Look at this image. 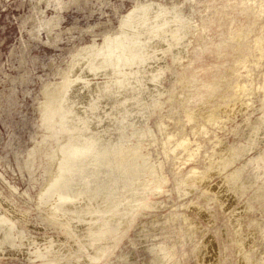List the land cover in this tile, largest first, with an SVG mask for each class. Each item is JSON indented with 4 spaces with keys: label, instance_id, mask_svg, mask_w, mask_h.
<instances>
[{
    "label": "rangeland",
    "instance_id": "rangeland-1",
    "mask_svg": "<svg viewBox=\"0 0 264 264\" xmlns=\"http://www.w3.org/2000/svg\"><path fill=\"white\" fill-rule=\"evenodd\" d=\"M263 1L0 0V213H6V216L13 218L15 225L8 226L10 223L7 222L5 223L6 226H0V241L4 242V244L2 242L3 247H0L2 248L0 264H42L44 259L32 254L37 248L43 250L44 246L49 244L48 239L53 237L52 241L57 244L65 243L69 251H72L76 245L77 249L80 248L74 254L58 258L60 261L70 260L73 264H83L86 261L87 264H220L218 262L220 258L222 264H242L245 253H249V258L246 260L248 264H262L264 255V237L261 236L264 233V124H262L264 91L260 89V86H257L259 93L250 97V104L246 109L236 110L240 113L235 111L229 117H224L218 127L215 124L210 126L211 133L197 146L194 141H192L194 144L191 142L192 148L194 150L198 148L200 151L199 158L196 156L193 159L195 162L190 160L189 164L188 160V164L185 162L183 164L172 158L167 159L169 162L165 161L158 142L147 140L142 136L137 140V137L143 132L149 133L151 131L158 135L157 124L165 117L164 120L167 121L164 124L167 131L174 132L179 127L175 122L180 120L182 122L180 127L185 129L193 138L191 130L198 126L199 117L210 114L211 111L232 101L239 95V86L246 84V80L240 77V73L242 76L245 75L244 62H250L251 69H254L253 62L259 54L254 48L253 42L257 38L264 37ZM151 6L155 7L154 10ZM136 12L141 14L138 17L143 20L138 23L127 21L128 16ZM177 18L181 22L177 21ZM184 21L186 23L190 21L187 26L193 28L194 31L191 29L192 33L189 34L188 29L185 30ZM182 27L184 28L181 29ZM111 39H116V43L119 44H126L130 41L135 43L132 56L133 61L137 64L139 62V64H134L132 70L138 71L140 74L137 73V77L124 82L126 83L125 86L118 84V87L115 83L98 86L97 83L103 82L107 77L100 74L99 77L91 76L94 78L88 79L89 85L80 81L71 85L72 87H68L69 89L67 88L65 91L62 101V107L73 110L64 121L67 123L71 118L69 124L64 126L70 128L72 125L70 129L75 131L74 137L77 133L76 128L80 126L84 127L80 130L84 131V134H91L92 136L95 134L93 136L95 139L93 153L89 154L91 159L88 157L84 160L72 161L74 165L76 162L78 163L75 166L71 164L72 167L69 164L66 165L68 172L65 174H67L68 179L72 180L73 185L71 182L68 183L70 191L67 190L65 194L74 197L79 191L76 187H81L83 191L87 188L85 191L87 195L84 194V200L97 190L98 192L95 191V195L90 198H93L92 200L97 204L99 202L98 205L101 206H108L110 202L119 198L122 204L128 201L123 206L110 208L105 214L109 216L117 209L121 219H126L132 213L127 211V205L132 206L135 201L138 203L129 223H124L125 226L122 224L121 230L118 229L115 232L109 229L110 235L96 241L92 248V246L87 247L88 245H86L88 244L86 242L87 235L104 230L93 227L98 219L89 221L74 218V220L67 221L63 219L62 214L55 213L54 216L59 220L52 222L48 219L46 210L44 213L43 209H39L41 206L36 205V200L53 175L59 141L61 142L67 137V132L59 124L58 117L51 115L52 101L54 100V90L51 87L70 79L72 71L76 68L78 70L85 69V65H81L83 61H80L87 57V52L102 49ZM137 39L139 41H136ZM178 46L181 49L185 48L180 51ZM131 51L125 53L130 55ZM262 59L261 69L254 72L256 85L264 77V57ZM147 71L149 74L146 73ZM159 71L165 72V74ZM144 76H148V80ZM132 80L135 81L132 82ZM156 85L162 86V88ZM121 86L123 88H120ZM127 86L129 89L131 88V91H138V93L134 94L133 91H128ZM139 87L143 91V96ZM139 95L141 97H138ZM151 95H153L152 100ZM154 96H156L155 98L159 97V106L150 113L147 105H152L155 100ZM74 97L75 99H73ZM136 97L139 100L142 99L141 102ZM132 100L130 106L129 103ZM79 102L88 109L83 110ZM138 106L141 110L138 109ZM144 109L145 112L142 111ZM73 113L75 114L74 117L72 116ZM79 116L81 119L77 121ZM192 116H196L197 120L190 124L188 121ZM82 118L84 120L87 118L86 122ZM81 122H84L85 126ZM97 124L99 125L96 126ZM174 125L177 128H174ZM94 127L98 128L94 129ZM76 138L80 140V136ZM129 140L132 141L131 144ZM139 141H142V149L139 150L140 152L137 150V154L129 152L130 150L127 148L125 149L129 146L133 148V145H135L134 148H137ZM224 146L234 151L228 153L223 150ZM66 147H64L65 151H68ZM149 147L154 148L150 149ZM123 148L125 153L132 155L130 160L128 159L129 161H119L121 157L119 152ZM114 155L115 157H113ZM214 156L218 157L212 158ZM171 160L174 164L171 163L170 165ZM160 161H163V172H165L163 173L165 182L162 183L161 190L157 187L153 189V185H147L145 186L147 188H144L141 183L146 178H151L149 174V171H152L151 166ZM80 162L81 168H79ZM83 162L87 165L84 166ZM167 163L169 165H166ZM88 166L95 172H92L91 169H88L89 172H87ZM69 167L73 172H69ZM194 169L199 170L200 178L204 179V182H197L191 186L189 184L179 189L176 186L177 182L187 180ZM82 172L92 173L88 176ZM97 172L101 175L99 176ZM175 172L177 175H174ZM92 174H94V178L91 176ZM133 174L135 178L139 177L137 181L135 180L131 184L134 186H128L130 189L126 187V189L121 190L122 193L126 192L118 194V187L127 183ZM75 175L76 178H74ZM128 175L130 176L128 177ZM148 175L150 176L148 177ZM80 176L87 180L82 179V183ZM75 179H80V181L77 180V183ZM88 180L90 181L88 182ZM224 180L225 182H223ZM205 182L206 184H204ZM225 185L226 187H224ZM81 188L80 191H82ZM90 188L93 192L89 190ZM209 188L219 192V195H223H220L226 203L223 208L220 207L216 198L208 192ZM75 189L77 192L74 193ZM136 195H138L137 197L145 196L143 199L137 198L139 201L136 199ZM158 195L160 196L158 197ZM130 197H133L134 200L133 198L132 201L129 200ZM143 205H148V209L145 207L141 210ZM197 205L203 209L198 210L195 214L193 208H197ZM3 209H6L5 212ZM121 209L127 212L124 213V210ZM12 210L18 213L16 214ZM109 212L111 213L109 214ZM247 212L248 214H245ZM241 213L245 214L244 223L234 229L231 218L235 214L240 215ZM191 214L194 222L187 223L186 220L191 219ZM21 215L24 216L21 217ZM48 221L52 223L49 224ZM251 221H253L252 224ZM55 223L56 225H54ZM75 224L77 229L74 228ZM84 225L86 226L84 227ZM54 226H56L55 230ZM58 226L59 228L64 226V228L59 230ZM80 226L83 228L79 229ZM63 230L67 231L63 232ZM78 230L82 232L76 233ZM251 230L258 231L257 236H251ZM124 231L126 232L123 233ZM12 236L13 239H17L14 240L15 244L9 243ZM116 237L117 241L109 253L99 260L91 259V253L97 246ZM209 238L211 239L209 240ZM83 239L84 243L81 242ZM26 242L29 244L28 246ZM69 244L71 247H68ZM203 245L206 248H202ZM11 246H16L17 251L15 252L16 249L14 247L15 250L12 249ZM219 247L224 248L221 254H218V251L220 253ZM7 250L10 254L7 253ZM238 250L242 253L239 252L238 254ZM78 252L81 254L79 255ZM35 259L36 261H34ZM78 259L80 262L77 263L76 260L79 261ZM216 261L218 263H215Z\"/></svg>",
    "mask_w": 264,
    "mask_h": 264
},
{
    "label": "bare ground",
    "instance_id": "bare-ground-1",
    "mask_svg": "<svg viewBox=\"0 0 264 264\" xmlns=\"http://www.w3.org/2000/svg\"><path fill=\"white\" fill-rule=\"evenodd\" d=\"M264 2V1H263ZM264 4V3H263ZM154 5V4H153ZM152 5V6H153ZM262 5V4H261ZM260 5V6H261ZM151 6V7H152ZM153 8H155V7H152V9ZM163 8V7H162ZM262 8V7H261ZM149 9H150V7H149ZM161 9V8H160ZM154 10V9H153ZM159 10V9H158ZM166 10V9H165ZM161 11V10H160ZM164 11V10H163ZM161 13V12H160ZM163 13V12H162ZM144 14H145V12H144ZM144 14H143V16H144ZM149 14V13H148ZM138 15H139V12H136V13H131L129 16H128V19H127V21H129V22H134V23H138V22H141L143 19L141 18H139L138 17ZM146 15V14H145ZM139 16H141V14L139 15ZM147 16V15H146ZM145 16V17H146ZM181 16V15H180ZM180 16H179V18H180ZM182 17H183V15H182ZM188 18V17H187ZM188 20V19H187ZM177 21H180L181 22V20L180 19H178L177 18ZM173 22H175V21H173ZM179 22V23H180ZM183 22V21H182ZM185 22V21H184ZM190 21H187V23L185 22V25H186V27H185V30L186 29H188L187 31H188V33L190 34V33H192V31H191V29L193 30V28L192 27H188L187 26V24L189 23ZM178 23V22H177ZM164 25V24H163ZM162 25V26H163ZM177 25V24H176ZM184 25V26H185ZM175 26V25H174ZM178 27V26H177ZM181 27V26H180ZM184 27H182L181 29H183ZM194 31V30H193ZM184 40V39H183ZM136 41H139V39H137ZM132 41H130L129 43H124V44H119V43H116V39H111L108 43H106L104 46H103V48L102 49H99V50H94V52H87L88 53V55H87V57L86 58H84V59H81V61L80 62H82L83 61V64H81L82 66H84L85 67V69H83L82 70V68L81 69H75V70H73L72 71V74L70 75V79H68V80H66V82H64V83H59V84H55L54 86H52L51 88L54 90V95H53V98H54V100L52 101V112H51V115H52V117H58V122H59V124L60 125H62L64 128H65V130H66V132H67V137L63 140V141H59V144H58V148H57V150H56V156H55V169H54V172H53V175H52V177L50 178V180H49V183L47 184V186L41 191V193L39 194V196H38V199L36 200L37 202H36V205H40L41 206V208H39V209H43V212L45 213V211L44 210H46V213H47V216H48V219L49 220H51L52 222H54L55 220H59V218H57L56 216H54L55 215V213H60V214H62L63 216H64V218L63 219H66L67 221H69V220H71V219H73L74 220V218L75 219H87V220H89V221H92V220H96V219H98L97 220V223L93 226V227H96V228H98V229H104V230H101V231H99V232H96V233H90V234H88L87 235V238H86V242H88V244H86V245H88L87 247H90V246H92V248L94 247V243L96 242V241H100V240H102L101 238H106V237H108V235H110L109 233H110V230L112 229V231L114 230V232L115 231H117L118 229H120V226L122 225V224H124V223H129V221H130V217L131 216H133V211H134V209L137 207V201H135V203H134V205H127V207L126 208H128L127 209V211L128 212H132L131 214H130V216H128L126 219H121V217H120V215L118 214V212H117V209L116 210H112L113 212L111 213V212H109V216L108 215H105L106 214V212H108V210H110V208H114V206H115V208H116V206H119V205H124V204H127L128 203V201L126 202V203H124V204H122V203H120V198L118 199V200H113L112 202H110L109 204H108V206L107 205H104L105 206V208H104V206H101V205H98L99 204V202H98V204H97V202H94L90 197L91 196H93V195H95V191L96 192H98L97 190H95L94 191V193H93V195H91V193L93 192V190L95 189L94 187H93V190H91L92 188H90L89 190H91L89 193H90V195L91 196H89L88 198L86 197V199L84 200L83 199V197H84V194H85V191H86V189H85V191H83V189H82V191H80V188H78V187H76L77 189H79V191H78V194H75V196L74 197H70V196H68L67 194H65V193H67V190H69L68 189V183L69 182H71L72 180H70V179H68L67 178V174H65V172H68V170H67V167L68 166H66L67 164H69V165H71V164H73L72 163V161H77V160H84L85 158H90V156L91 155H89L90 153H93V149H94V146H95V139L93 138V136H95V134L92 136L90 133V135H87V134H84V131H80V130H82L83 128L80 126L79 128H76L77 129V133L79 134H75V137H74V133H75V131L74 130H72V129H70L71 128V126H70V128H69V126H64L65 124H67L68 122H70V120H71V118L69 119V121L66 123H64V121L66 120V118H67V116H68V114H70L73 110L72 109H70V108H65V107H62V101H63V95H65L64 93H65V91H67V88L68 87H70L71 85H73V84H75V83H79L80 81H81V83L83 82V83H85L86 85H89L90 84V81L88 80L89 78H94V77H91V76H98L99 74L100 75H105L106 77H107V79L106 80H104L103 82H101V83H97V85L98 86H107L109 83H115L116 85H117V87H118V84H123L124 86H125V84L126 83H124V82H126L128 79H131V78H135V77H137L136 75H137V73H139L138 71H133L132 70V66L134 65V64H137L135 61H133V56H132V52H133V48H134V50H135V43H131ZM143 42V41H142ZM145 42V41H144ZM184 42V41H183ZM187 42V41H186ZM185 42V43H186ZM189 42H191V41H189ZM184 44V43H183ZM182 44V45H183ZM134 45V46H133ZM138 46V44L136 45V47ZM189 46H191V45H189ZM253 46H254V48L256 49V51H257V53L259 54V56L256 58V60L253 62L254 63V69H251V67H250V62H248V61H245L244 62V66H243V68L245 69V75H243L242 76V73H240V77L242 78V79H245L246 80V84H244V85H242V86H239V95H237L235 98H233V100L232 101H229V102H227L226 104H224L223 106H221V107H219V108H217L216 110H213V111H211L210 112V114H207V115H202L201 117H199V120L197 121L198 122V126L194 129H192L191 130V132H193V138H191V135L187 132V131H185V129H183L182 127H180V125H181V121L180 120H178L177 122H175V124L176 125H179V127L177 128V126L175 127V125H174V128H177L174 132L172 131V132H169V131H167V129H166V125L164 124V122H166L165 120H164V115H163V120H160L159 122H158V124H157V127H158V132H159V136L158 135H156V132H152L150 129H148V130H150L151 132H149V133H145V132H143V133H141L140 135H138V137H137V140L140 138V136H142V137H144V138H146L147 140L149 139V140H153L154 142H158L159 143V145H160V147L159 148H161V150H162V153H163V155H164V158L163 159H165V161L167 160V159H177L176 161L177 162H180V163H183V164H185V163H187V161L189 160V164H190V160H192L193 161V159H195L196 158V156L199 158V149L198 148H196L197 150H194V148H192V144H191V142L192 141H194L195 142V144H196V146L203 140V139H205V137H207L210 133H211V130L209 129V127L210 126H212L213 124H215V125H217V127H218V125L220 124V123H222V121H223V118L224 117H229L230 116V114H233L232 112H235L236 110H240V109H242L243 110V108H245L246 109V107H248L249 106V104H250V97L253 95V94H255V93H259L258 91H257V86H260V89H262L263 91H264V77L262 78V81L260 82V83H258L257 85H256V82H255V77H254V72H255V70H259V69H261V67H262V58L264 57V37H260V38H257V39H255L254 40V42H253ZM179 47V46H178ZM187 47H188V45H187ZM186 47V48H187ZM180 48V51L181 50H183L184 48H182L181 49V47H179ZM189 48V47H188ZM132 50V51H131ZM186 50V49H185ZM130 52L131 51V53H130V55H127L125 52ZM154 59V58H153ZM152 62V61H151ZM138 64H139V62H138ZM137 64V65H138ZM147 64V63H146ZM144 66H146V65H144ZM79 68H80V66H78ZM83 67V68H84ZM152 68V67H151ZM243 69V70H244ZM81 70V71H80ZM127 70H129V72H127ZM146 70V69H145ZM157 70H158V68H157ZM162 70V69H161ZM164 71V70H163ZM166 71V70H165ZM149 72H152V71H150L149 70ZM158 72V71H157ZM159 72H161V73H163L162 71H159ZM146 73H148V71L146 72ZM140 74V73H139ZM149 74V73H148ZM147 74V75H148ZM160 74V73H159ZM163 74H165V72L163 73ZM144 75V74H143ZM154 75H155V73H154ZM105 76H103V77H105ZM159 76V75H158ZM163 76V75H162ZM99 77V76H98ZM144 77H146V76H144ZM148 77V76H147ZM147 77H146V79H147ZM165 77H166V75H165ZM142 78V77H141ZM156 78V77H155ZM139 79V78H138ZM145 79V78H144ZM145 79V80H146ZM160 79V78H159ZM161 79H162V77H161ZM261 79V78H260ZM148 80V79H147ZM163 80V79H162ZM162 80H161V82H162ZM133 81H135V80H132V82ZM137 81V80H136ZM142 81V80H141ZM141 81H140V83H141ZM129 82V81H128ZM127 82V83H128ZM144 82V81H143ZM142 82V83H143ZM146 82V81H145ZM144 82V83H145ZM153 82H154V80H153ZM157 82V81H156ZM159 82V81H158ZM164 82V81H163ZM151 83V82H150ZM155 83V82H154ZM95 84H96V82H95ZM129 84V83H128ZM130 84H131V82H130ZM135 84V83H134ZM147 84V83H146ZM157 84V83H156ZM158 84H161V83H158ZM138 86L140 85V84H137ZM142 85V84H141ZM154 85V84H153ZM162 85V84H161ZM85 86V85H84ZM120 86V85H119ZM134 86H136V85H134ZM146 86V85H145ZM156 86H158V85H156ZM72 87V86H71ZM74 87V86H73ZM128 87V86H127ZM131 87V86H130ZM142 87H143V85H142ZM159 87V86H158ZM161 88H162V86H160ZM159 87V88H160ZM50 88V89H51ZM103 88V87H102ZM107 88V87H106ZM120 88H123L122 86L120 87ZM140 88V87H139ZM157 88V87H156ZM69 89V88H68ZM112 89V88H111ZM110 89V90H111ZM126 89V88H125ZM124 89V90H125ZM131 89V88H130ZM129 89V87H128V91L130 90ZM134 89V88H133ZM137 89V88H136ZM135 89V90H136ZM141 89V88H140ZM146 89V88H145ZM148 89V88H147ZM99 90H100V88H99ZM113 90V89H112ZM111 90V91H112ZM117 89L115 88V91H116ZM119 90V89H118ZM138 90V89H137ZM153 90V89H152ZM158 90H160V89H158ZM52 91V90H51ZM69 91V90H68ZM71 91V90H70ZM75 91V90H74ZM101 91H103V90H101ZM107 91V90H106ZM114 91V90H113ZM127 91V92H128ZM131 91V90H130ZM133 92H134V94L137 92L138 93V91H134V90H132ZM131 91V92H132ZM141 91H142V89L140 90V93H141ZM165 91V90H164ZM53 92V91H52ZM121 92H123V91H121ZM153 92H154V90H153ZM162 92V91H161ZM51 93V92H50ZM100 93V92H99ZM118 93H120L119 91H118ZM47 94L48 95H50L49 94V92H47ZM80 94V93H79ZM86 94V93H85ZM110 94V93H109ZM121 94V93H120ZM131 94V93H130ZM133 94V95H134ZM157 94V93H156ZM66 95H67V93H66ZM78 95V94H77ZM129 95V94H128ZM159 95H160V93H159ZM158 95V96H159ZM71 96H72V94H71ZM116 96V95H115ZM126 96H127V94H126ZM142 96H143V91H142ZM144 96L146 97V95L144 94ZM153 95H151V100H152V97ZM157 96V97H158ZM52 97V96H51ZM66 97V96H65ZM69 97V96H68ZM86 97V96H85ZM125 97V96H124ZM138 97H141L140 95L138 96ZM149 97H148V99H149ZM156 96H154V98H155ZM161 97V96H160ZM50 98V97H49ZM129 98V97H128ZM132 98V97H131ZM73 99H75V97L73 98ZM96 100H97V98H95ZM136 99H138L137 97H136ZM118 100V99H117ZM123 100V99H122ZM127 100V99H126ZM139 100V99H138ZM140 100H142V99H140ZM139 100V102H141ZM146 100V99H145ZM69 101H71V100H69ZM128 101V100H127ZM149 101V100H148ZM126 104H127V102L126 101H124ZM133 102V100L129 103L130 104V106H131V103ZM147 102V101H146ZM145 102V103H146ZM151 102V101H150ZM149 102V103H150ZM65 103H66V101H65ZM80 103V102H79ZM78 103V104H79ZM82 103H83V101H82ZM142 103H143V101H142ZM67 104V103H66ZM85 104V103H84ZM87 104V103H86ZM85 104V105H86ZM94 104V103H93ZM136 104H137V102H136ZM136 104H135V106H136ZM82 104L80 103V106H81ZM140 105V104H139ZM142 105V104H141ZM146 105H147V103H146ZM63 106H64V104H63ZM79 106V105H78ZM88 106V105H87ZM86 106V107H87ZM91 106V105H90ZM106 106V105H105ZM111 106V105H110ZM126 106V105H125ZM129 106V105H128ZM148 107V112H153V110H154V108H156L157 106H159V97L158 98H155V100L153 101V103H152V105H147ZM82 107H83V105H82ZM89 107V106H88ZM106 107H108V106H106ZM113 107V106H112ZM73 108V107H72ZM74 108H76V107H74ZM77 108H79V107H77ZM91 108V107H90ZM109 108V107H108ZM126 108V107H125ZM143 108V107H142ZM144 108H145V106H144ZM146 108V109H147ZM83 110L84 109H86V108H82ZM81 109V110H82ZM88 109V108H87ZM86 109V110H87ZM98 109V108H97ZM96 109V110H97ZM123 109V108H122ZM138 109L139 110H141L140 108H139V106H138ZM248 109V108H247ZM250 109V108H249ZM75 110H77V109H75ZM107 110V109H106ZM118 110V109H117ZM121 109H120V107H119V111H120ZM134 110V109H133ZM80 111V110H79ZM79 111H78V113H79ZM110 111V110H109ZM128 111V110H127ZM143 112H145V109L144 110H142ZM248 111V110H247ZM246 111V112H247ZM96 112V111H95ZM98 112V111H97ZM108 112V111H107ZM121 112V111H120ZM236 112H238V111H236ZM76 113H77V111H76ZM89 113H90V111H89ZM110 113V112H109ZM126 113V112H125ZM139 113V112H138ZM142 113V112H141ZM147 113V112H146ZM238 113H240V112H238ZM243 113V112H242ZM74 114V113H73ZM79 114H81V113H79ZM104 114V113H103ZM243 114H245V113H243ZM84 115V114H83ZM144 115V114H143ZM235 115H236V113H235ZM73 117L75 116V114L74 115H72ZM88 116V115H87ZM94 116H95V114H94ZM94 116H93V118H94ZM110 116V115H109ZM138 116H139V114H138ZM148 116V115H147ZM80 118L78 119V117H77V119H76V117H75V119L78 121V120H80L81 119V116H79ZM118 117V116H117ZM149 117V116H148ZM92 118V119H93ZM97 118V117H96ZM100 118V117H99ZM235 118V117H234ZM87 119V118H86ZM85 119V120H86ZM101 119V118H100ZM138 119V118H137ZM148 119V118H147ZM150 119V118H149ZM82 120H84V118H82ZM84 120V121H85ZM126 120V119H125ZM141 120V119H140ZM197 119H196V116H192V117H190V119H189V123L191 124L192 122H194V121H196ZM74 121V120H73ZM72 121V122H73ZM109 121V120H108ZM120 121V120H119ZM142 121V120H141ZM148 121V120H147ZM146 121V122H147ZM168 121H170L169 119H168ZM225 121V120H224ZM75 122V121H74ZM80 122V121H79ZM86 122V121H85ZM91 122H92V120H91ZM114 122H116V121H114ZM121 122V121H120ZM145 122V123H146ZM83 125H84V122H81ZM96 123H98L97 121H96ZM171 123V122H170ZM172 123H174V122H172ZM226 123V122H225ZM69 124V123H68ZM67 124V125H68ZM81 124V125H82ZM87 125H88V123H86ZM92 124H95V123H92ZM223 124H224V122H223ZM262 124H264V117L262 118ZM76 125V124H75ZM78 125V124H77ZM99 124H97L96 126H98ZM105 125V124H104ZM85 126V125H84ZM145 126H147V125H145ZM222 126V125H221ZM102 127V126H101ZM225 127V126H224ZM98 128V127H97ZM97 128H95L94 127V129H97ZM100 128V127H99ZM121 128V127H120ZM92 129V128H91ZM169 129H171V128H169ZM168 129V130H169ZM143 130V129H142ZM141 130V131H142ZM224 130V129H223ZM264 130V129H263ZM74 131V132H73ZM86 131H87V129H86ZM89 131H91L90 129H89ZM95 131V130H94ZM93 131V132H94ZM98 131V130H97ZM100 131V130H99ZM144 131H146L145 129H144ZM88 132V131H87ZM96 132V131H95ZM101 132H103V131H101ZM118 132V131H117ZM114 133V132H113ZM107 134V133H106ZM78 136H80V140H77V139H79V138H76V137H78ZM97 139V138H96ZM129 139V138H128ZM145 139V140H146ZM77 140V141H76ZM83 140V141H82ZM136 140V141H137ZM124 141H126V140H124ZM130 141V140H129ZM143 141V140H142ZM142 141H139V142H137V143H139L138 145V147L137 148H134L135 147V145H133V148L132 147H125V149L127 148V149H129L130 151L129 152H133L134 154L136 153L137 154V152L139 151V150H141L142 149V145H141V143H142ZM97 142V141H96ZM123 142V141H122ZM131 142L132 141H130V144H131ZM146 142V141H145ZM150 142V141H149ZM153 142V143H154ZM106 143V142H105ZM110 143V142H109ZM136 143V144H137ZM158 143H157V145H158ZM193 143V142H192ZM118 144V143H117ZM116 144V146H118ZM119 144H121V142H119ZM124 144V143H123ZM127 144H129V143H127ZM126 144V145H127ZM129 144V145H130ZM135 144V143H134ZM194 144V143H193ZM122 145V144H121ZM152 145V144H151ZM154 145V144H153ZM152 145V146H153ZM66 146H69V147H66ZM115 146V145H114ZM146 146V145H145ZM64 147H66V148H68V151H65V148ZM201 147V146H200ZM97 148V147H96ZM105 148V147H104ZM150 149H152V148H154V147H149ZM216 148V147H215ZM220 148H222V147H220ZM146 149V148H145ZM158 149V148H157ZM201 149V148H200ZM124 148L122 149V151H120L119 152V155L121 154V157L119 158V161H126V160H130V157L132 156L130 153H128V154H130V155H128L127 153H125L124 151ZM138 150V151H137ZM144 150V149H143ZM215 150V149H214ZM217 150V149H216ZM223 150H226V152H228V153H232L234 150H231V149H229L227 146H224L223 147ZM108 151V150H107ZM116 151V150H115ZM118 151V150H117ZM104 152V151H103ZM102 152V153H103ZM124 152V153H123ZM140 152V151H139ZM147 152H149L148 150H147ZM95 153V152H94ZM132 153V154H133ZM142 153V152H141ZM159 153V152H158ZM143 154V153H142ZM89 155V156H88ZM98 155V154H97ZM113 155V154H112ZM116 155V154H115ZM115 155L113 156V157H115ZM151 155V154H150ZM101 156V155H100ZM135 156V155H134ZM143 156V155H142ZM93 157H94V155H93ZM99 157V156H98ZM108 157V156H107ZM112 157V158H113ZM117 157V156H116ZM136 157L138 158V156L136 155ZM162 157V156H161ZM216 157H218V156H214V157H212V158H216ZM160 158V157H159ZM91 159V158H90ZM94 159V158H93ZM95 160V159H94ZM128 160V161H129ZM135 160V159H134ZM93 161V160H92ZM92 161H90V162H92ZM99 161V160H98ZM139 161V160H138ZM168 161V160H167ZM198 161V160H197ZM87 162V161H86ZM89 162V161H88ZM96 162V161H95ZM169 162V161H168ZM174 162H175V160H174ZM185 162V163H184ZM193 162H195V161H193ZM77 163V162H76ZM75 163V165H77ZM93 163V162H92ZM102 163H103V161H102ZM138 163V162H137ZM166 163V162H165ZM164 163V164H165ZM171 163H173V161L171 160V162H170V165H171ZM94 164V163H93ZM99 164H100V161H99ZM116 164H118V163H116ZM119 164H121V163H119ZM123 164V163H122ZM132 164V163H131ZM130 164V165H131ZM174 164V163H173ZM188 164V163H187ZM74 165V164H73ZM74 165V166H75ZM80 165H81V162H80V164H79V168H81L82 167V165H81V167H80ZM83 165L85 166V165H87V164H85L84 162H83ZM88 165H90V164H88ZM125 165H127V164H125ZM166 165H169L168 163L166 164ZM180 165V164H179ZM73 166V167H74ZM83 166V167H84ZM104 166V165H103ZM114 166H115V164H114ZM129 166V165H128ZM71 167H72V165H71ZM77 167V169H78V166H76ZM118 167V166H117ZM126 167V166H125ZM166 167V166H165ZM164 167V168H165ZM168 167H170V166H168ZM167 167V168H168ZM179 167V166H178ZM185 167V166H184ZM85 168H87V167H85ZM100 168V167H99ZM116 168V167H115ZM118 168H121V167H118ZM122 168H123V166H122ZM129 168V167H128ZM172 168V167H171ZM176 168V167H175ZM69 169H70V167H69ZM75 169V168H74ZM76 169V170H77ZM88 169H91L92 170V168H89V166H88V168H87V172H89L88 171ZM96 169V168H95ZM134 169V168H133ZM151 169H152V171L150 172L149 171V174L151 175V178L149 177L150 175H148V177L149 178H146L145 180H143L144 182H142L141 183V185H144V188H147V187H145V186H149V185H153L154 187H152L153 189H155V187H157V188H160V187H162V183L163 182H165V175L163 174V173H165V172H163V161H160V162H158V164H154V165H152L151 166ZM173 170H176V169H174V168H172ZM81 170V169H80ZM79 170V171H80ZM84 170H86V169H84ZM90 170V171H91ZM97 170H99V169H97ZM115 170V169H114ZM125 170V169H124ZM123 170V171H124ZM144 170V169H143ZM166 170V169H165ZM172 170V171H173ZM180 170V169H179ZM75 171V170H74ZM108 172H109V170H107ZM126 171V170H125ZM171 171V172H172ZM69 172H73V171H71V169H70V171ZM92 172H95V171H93L92 170ZM92 172H90V173H92ZM106 172V171H105ZM116 172H119V171H116ZM128 172H130L129 170H128ZM78 173V172H77ZM80 173V172H79ZM83 173V172H82ZM90 173H88V174H86L85 172L83 173V174H85V175H88L89 176V174ZM98 173V172H97ZM110 173V172H109ZM166 173H168V172H166ZM173 173V172H172ZM66 176H65V175ZM70 174V173H69ZM73 174V173H72ZM74 174H76V172H74ZM99 174V173H98ZM121 174V173H120ZM127 174V173H126ZM93 175L94 174H92L91 176L93 177ZM97 175V174H96ZM101 174H99V176H100ZM106 175V174H105ZM109 175V174H108ZM174 175H177V173L175 172L174 173ZM69 176H71V174L69 175ZM68 176V177H69ZM74 176V175H73ZM78 176V175H77ZM116 176V175H115ZM122 176V175H121ZM124 176V175H123ZM130 175H128V177H129ZM135 176H137V175H135ZM81 177V176H80ZM107 177V176H106ZM117 177V176H116ZM143 177V176H142ZM71 178H73V177H71ZM74 178H76V175H75V177ZM73 178V179H74ZM79 178V177H78ZM87 178H90V177H87ZM94 178V177H93ZM103 178V177H102ZM101 178V179H102ZM110 178V177H109ZM117 178H119V176L117 177ZM124 178V177H123ZM127 178V177H126ZM139 177H134V174L132 175V177H130L129 179H128V182L127 183H125L124 181V185L122 186V187H118V194L119 193H122L121 192V190L122 189H126V187L128 188V189H130L128 186H130L131 184H133V182L136 180L137 181V179H138ZM167 178V177H166ZM82 177H81V181H82ZM98 179H99V177H98ZM103 179H105V177L103 178ZM102 179V180H103ZM125 179V178H124ZM76 181L75 182H77L78 183V181L77 180H79L80 181V179H75ZM83 180H85V179H83ZM87 180V179H86ZM85 180V181H86ZM92 180V179H91ZM94 180V179H93ZM111 180V179H110ZM121 180H122V178H121ZM85 181H84V183H85ZM90 180H88V182H89ZM96 181H98V180H96ZM104 181V180H103ZM102 181V183L104 184V182ZM107 181V180H106ZM87 182V183H88ZM110 182V181H109ZM197 182H201V183H203L204 182V179H202V178H200V172H199V170L198 169H194L193 171H192V173L190 174V176H188V178H187V180H184V181H181V182H177V184H176V186L179 188V189H181L183 186H187V185H189L190 184V186L192 185V184H195V183H197ZM208 182V181H207ZM223 182H225V180L223 181ZM82 183H83V181H82ZM92 183L94 184V182L92 181ZM91 183V184H92ZM98 183V182H97ZM100 183V182H99ZM107 183H108V181H107ZM119 183V182H118ZM120 183H121V181H120ZM169 183V182H168ZM222 183V182H221ZM71 184H72V182H71ZM79 184H81V183H79ZM79 184H78V186H79ZM86 184V183H85ZM93 184H92V186H93ZM96 184V183H95ZM101 184V183H100ZM106 184V183H105ZM140 184V183H139ZM139 184H138V186H139ZM164 184V183H163ZM204 184H206V182L204 183ZM73 185V184H72ZM84 185V184H83ZM97 185V184H96ZM108 185V184H107ZM110 185V184H109ZM168 185V184H167ZM81 186V185H80ZM88 186V185H87ZM95 186V185H94ZM101 186V185H100ZM102 186H104V185H102ZM131 186H134V185H131ZM137 186V185H136ZM164 186V185H163ZM84 187V186H83ZM95 187H97V186H95ZM143 187V186H142ZM141 187V188H142ZM167 187V186H166ZM224 187H226V185L224 186ZM97 188H99V186L97 187ZM132 188V187H131ZM138 188V187H137ZM136 188V189H137ZM212 188H214V187H212ZM99 189H101V188H99ZM104 190H105V187L103 188ZM72 190V189H71ZM107 190V189H106ZM132 190V189H131ZM143 190V189H142ZM159 190V189H158ZM160 190H161V188H160ZM226 190H227V188H226ZM70 191V190H69ZM75 191H76V189L74 190V193H75ZM100 192H101V190H99ZM110 191V190H109ZM130 191V190H129ZM134 191V190H133ZM138 191V190H137ZM141 191V190H140ZM139 191V192H140ZM149 191V190H148ZM217 191V190H216ZM220 191V190H219ZM72 192V191H71ZM77 192V191H76ZM124 192H126V191H124ZM123 192V193H124ZM142 192V191H141ZM158 192V191H157ZM208 192H210L215 198H216V200L219 202V205H220V207L221 208H223V206H225L224 204H226L224 201H223V199H221V198H223V197H221V196H223V195H219V192H215L213 189H211V188H209V190H208ZM73 193V192H72ZM87 193V192H86ZM110 193V192H109ZM122 193V194H123ZM130 193V192H129ZM146 193V192H145ZM159 193V192H158ZM69 194V193H68ZM104 194H106V193H104ZM111 194V193H110ZM162 194V193H161ZM160 194V195H161ZM70 195V194H69ZM85 195H87V194H85ZM129 195V194H128ZM138 195H140V194H138ZM138 195H136L135 197H136V199L137 198H139V197H137ZM157 195V194H156ZM160 195H158V197L160 196ZM226 195V194H225ZM111 196H113L112 194H111ZM129 196H131V195H129ZM145 195H143L142 197H140L139 199H143V197H144ZM99 197V196H98ZM101 197V196H100ZM115 198H116V196H114ZM126 197V196H125ZM155 197V196H154ZM157 197V196H156ZM227 197V196H226ZM236 197V196H235ZM95 198V197H94ZM112 198V197H111ZM110 198V199H111ZM123 198V197H122ZM133 198V197H132ZM131 197L129 198V200H131L132 199ZM96 199H97V197H96ZM109 199V200H110ZM124 199V198H123ZM122 199V200H123ZM135 199V200H136ZM139 199H137V200H139ZM231 199V198H230ZM133 200H134V198H133ZM111 201V200H110ZM132 201V200H131ZM140 201V200H139ZM228 201V200H227ZM5 202V201H4ZM103 202V201H102ZM130 202V201H129ZM233 202H234V200H233ZM131 203V202H130ZM157 203V202H156ZM4 204V203H3ZM2 204V205H3ZM133 204V203H132ZM136 204V205H135ZM234 204V203H233ZM8 205V204H7ZM10 205V204H9ZM103 205V204H102ZM153 205V204H152ZM157 205V204H156ZM155 205V206H156ZM229 205V204H228ZM107 206V207H106ZM147 206L148 205H143L142 207H141V210H143L142 208H144L145 209V207L147 208ZM154 206V207H155ZM196 206V205H195ZM4 207V206H3ZM9 207V206H8ZM121 207V206H120ZM194 207V206H193ZM192 207V208H193ZM5 208V207H4ZM121 208H124V207H121ZM7 209V208H6ZM5 209V210H6ZM10 209V208H9ZM8 209V210H9ZM12 209V208H11ZM14 209V208H13ZM38 209V210H39ZM119 209V208H118ZM148 209V208H147ZM201 209H203V208H201V207H199L198 205H197V208H193V211L195 212V214H196V212L198 211V210H201ZM226 209V208H225ZM232 209V208H231ZM4 210V209H3ZM5 210H4V212H5ZM122 211L124 210V209H121ZM224 210V209H223ZM222 210V211H223ZM247 210H248V208H247ZM12 211H15V210H12ZM12 211H10L11 213H12ZM120 211V210H119ZM121 211V212H122ZM125 211L126 210H124V213H125ZM126 211V212H127ZM41 212V211H40ZM200 212V211H199ZM204 212V211H203ZM244 212H245V210H244ZM249 212V211H248ZM248 212L247 213H245V214H248ZM15 213H16V211H15ZM14 213V215H16ZM193 213V212H192ZM250 213V212H249ZM6 214V213H5ZM5 214H3V212L2 213H0V226H6V224L5 223H7L8 222V224L10 223V225H8V226H13L14 225V223H13V218H10V217H8V216H6ZM8 214H9V212H8ZM21 214V213H20ZM90 214H95V215H90ZM121 214H123V213H121ZM127 214V213H126ZM125 214V215H126ZM194 214V213H193ZM199 214V213H198ZM244 213H241L240 215H234V216H232V218H231V223H232V226H233V228L234 229H236L238 226H241L243 223H244V219H245V217H244V215H245ZM19 215V214H18ZM18 215H17V217H18ZM90 215V216H89ZM204 215V214H203ZM24 216V215H23ZM22 215H21V217H23ZM20 217V218H21ZM126 217V216H125ZM191 219H187L186 221H187V223H193L194 222V218H193V215L191 214ZM15 218H16V216H15ZM14 218V219H15ZM27 218V217H26ZM205 218V217H204ZM208 218V217H207ZM206 218V219H207ZM24 219H25V217H24ZM23 218H22V220H24ZM17 220V219H16ZM21 220V221H22ZM54 220V221H53ZM61 220V219H60ZM132 220H134V218H132ZM208 220V219H207ZM46 221V220H45ZM51 222V223H52ZM59 222V221H58ZM62 222V221H61ZM252 222L253 221H251L250 223L252 224ZM17 223V222H16ZM21 223V222H20ZM48 223H49V221H48ZM51 223H49V224H51ZM74 223V222H73ZM126 223V224H127ZM132 223V222H131ZM24 224V223H23ZM22 224V225H23ZM71 224H72V222H71ZM77 224V223H76ZM75 224V225H76ZM79 224V223H78ZM18 225V224H17ZM54 225H56V223L54 224ZM74 225V226H75ZM82 225H83V223H82ZM81 225V226H82ZM8 226H7V228H8ZM15 226V225H14ZM19 226V225H18ZM52 226H53V224H52ZM65 226V225H64ZM64 226H63V228H64ZM81 226H80V228L79 229H82L81 228ZM86 225H84V227H85ZM124 226H125V224H124ZM128 226V225H127ZM17 227V226H16ZM51 227V226H50ZM77 227V225L74 227V228H76ZM53 228V227H52ZM55 228H56V226H54V230H55ZM58 228H59V226H58ZM57 228V229H58ZM60 228L61 229H63L61 226H60ZM60 228H59V230H60ZM67 228V227H66ZM88 228V227H87ZM90 228V227H89ZM88 228V229H89ZM105 228H107V229H105ZM122 228V227H121ZM9 229V228H8ZM7 229V230H8ZM47 229V228H46ZM50 229V228H49ZM77 229V228H76ZM86 229V228H85ZM91 229V228H90ZM94 229V228H93ZM110 229V230H109ZM59 230H57V231H59ZM67 230H68V228H67ZM66 230V231H67ZM74 230V229H73ZM72 230V231H73ZM121 230V229H120ZM10 231V230H9ZM50 231V230H49ZM65 230H63V232H64ZM65 231V232H66ZM69 231H70V229H69ZM123 231V230H122ZM236 231V230H235ZM252 231V230H251ZM11 233H12V231H10ZM62 232V231H61ZM78 232H80V230H78L76 233H78ZM82 232V231H81ZM80 232V233H81ZM126 231H124L123 233H125ZM258 232V231H257ZM257 232H256V230H253L252 232H251V236H253V237H255V236H257ZM71 233V232H70ZM69 233V234H70ZM83 233H86V232H83ZM13 234V233H12ZM74 234V233H73ZM87 234V233H86ZM261 234V233H260ZM79 235V234H78ZM118 235V234H117ZM116 235V236H117ZM123 235V234H122ZM14 236V235H13ZM13 236L11 237L12 239H10L11 240V242L9 241V243H12V244H15L14 243V240L16 239V238H14L13 239ZM84 236V235H83ZM261 236L262 237H264V233L263 234H261ZM7 237V236H6ZM9 237V236H8ZM78 237V236H77ZM84 237H86V236H84ZM121 237V236H120ZM119 237V238H120ZM61 238V237H60ZM257 238V237H256ZM255 238V239H256ZM9 239V238H8ZM19 239V238H18ZM54 239V237L52 238V239H48L49 240V244L48 243H46V244H48V245H45L44 246V248H43V250H41V249H39V248H37L34 252V254H32V255H35L36 257H39V258H42V259H44V262L42 263V264H73V262L72 261H70V260H64V261H60V260H58V258L59 257H67V256H69V255H71V254H74L76 251H78V249H80V248H76V246L74 245L75 244V242H74V244H73V246H75V247H73V250L72 251H69L68 250V248H67V246L65 245V243H59V241H58V243L59 244H57L56 242H54V241H52ZM80 239V238H79ZM111 239V238H110ZM211 238H209V240H210ZM17 240V239H16ZM27 240V239H26ZM61 240H63V239H61ZM107 240V239H106ZM213 240V239H212ZM34 241V240H33ZM46 241V240H45ZM70 241V240H69ZM81 241V240H80ZM116 241H117V237L116 238H114V239H112V240H109L108 242H104V243H102V244H100L99 246H97V248L94 250V251H92V253H91V259L92 260H99V259H101L102 257H104L107 253H109V251L112 249V247L114 246V244L116 243ZM214 241V240H213ZM2 240L0 241V247L2 246ZM16 242V241H15ZM23 242H24V240H23ZM22 242V243H23ZM28 242H30V241H28ZM61 242V241H60ZM65 242V241H64ZM82 243H84V239H83V241H81ZM89 242H90V244H89ZM239 242V241H238ZM6 243H7V241H6ZM21 243V242H20ZM35 243H36V240H35ZM38 243H40V242H38ZM41 243H42V241H41ZM44 243V242H43ZM54 243H56V244H54ZM3 244H4V242H3ZM11 244V245H12ZM67 244V243H66ZM96 244V243H95ZM97 244H98V242H97ZM239 244H240V242H239ZM7 245H9L8 243H7ZM22 245H24V244H22ZM26 245L28 246L29 244H27V242H26ZM31 245V244H30ZM35 245V244H34ZM44 245V244H43ZM84 245V244H83ZM86 245H85V247H86ZM205 245V244H204ZM203 245V247L202 248H204L205 246ZM211 245V244H210ZM215 245V244H214ZM37 246V245H36ZM207 246V245H206ZM217 246V245H216ZM3 247V246H2ZM4 247H7V246H5L4 245ZM10 247V246H9ZM12 247V246H11ZM14 247V246H13ZM12 247V249H16V246L13 248ZM22 247H24V246H22ZM40 247V246H39ZM68 247H71L70 246V244L68 245ZM86 247V248H87ZM26 248V247H25ZM34 248H35V246H34ZM206 248V247H205ZM14 249V250H15ZM218 249V248H217ZM224 250V248H222V247H219V250H220V253H219V251H218V254H221L222 253V251ZM2 250V248H0V251ZM9 250H10V248H9ZM13 250V251H14ZM21 250V249H20ZM23 250V249H22ZM83 250V249H82ZM85 250V249H84ZM88 250H90L89 248H88ZM88 250H86V251H88ZM8 251V250H7ZM17 251V249L15 250V252ZM19 251V250H18ZM205 251V250H204ZM5 252V251H4ZM11 252V251H10ZM239 252H241L240 250H238V254H239ZM3 253V252H2ZM1 253V254H2ZM7 253H9V251L7 252ZM33 253V252H32ZM79 253V252H78ZM77 253V254H78ZM83 253H84V251H83ZM211 253V252H210ZM242 253V252H241ZM10 254V253H9ZM28 254V253H27ZM81 253H79V255H80ZM217 254V255H218ZM6 255V254H5ZM29 255H31V254H29ZM31 255V256H32ZM67 255V256H66ZM76 255V254H75ZM13 256V255H12ZM209 256H210V254H209ZM219 257H220V255H218ZM217 256V259L219 258ZM35 257V258H36ZM72 257V256H71ZM222 257V256H221ZM84 258V257H83ZM85 258H86V256H85ZM216 258V257H215ZM249 258V253L247 254V253H245L244 254V256H243V260H244V263L245 264H248V262H246V260ZM37 259V258H36ZM36 259L34 260V261H36ZM82 259V258H81ZM221 259V258H220ZM220 259L218 260V262L220 263V264H222L221 263V261H220ZM40 260V259H39ZM71 260H73V259H71ZM79 260V259H78ZM85 261H86V259H84ZM207 260V259H206ZM214 260V259H213ZM216 260V259H215ZM75 261V260H74ZM202 261V260H201ZM204 261V260H203ZM202 261V262H203ZM262 264H264V255H263V258H262ZM76 262L78 263V262H80V260L79 261H77L76 260ZM83 262V261H82ZM87 262V261H86ZM85 262V263H86ZM89 262V261H88ZM217 261L215 262V263H218ZM243 262V261H242ZM35 263V262H34ZM84 262H83V264H85ZM244 263H242V264H244ZM87 264V263H86ZM213 264V263H212Z\"/></svg>",
    "mask_w": 264,
    "mask_h": 264
}]
</instances>
